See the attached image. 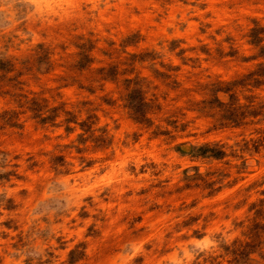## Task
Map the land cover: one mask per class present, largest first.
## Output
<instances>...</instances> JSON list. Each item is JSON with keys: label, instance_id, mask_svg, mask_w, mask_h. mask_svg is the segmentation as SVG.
I'll use <instances>...</instances> for the list:
<instances>
[{"label": "rangeland", "instance_id": "1", "mask_svg": "<svg viewBox=\"0 0 264 264\" xmlns=\"http://www.w3.org/2000/svg\"><path fill=\"white\" fill-rule=\"evenodd\" d=\"M0 264H264V0H0Z\"/></svg>", "mask_w": 264, "mask_h": 264}]
</instances>
